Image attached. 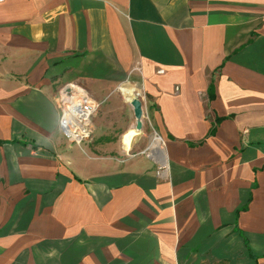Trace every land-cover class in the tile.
<instances>
[{
    "label": "crops",
    "instance_id": "crops-1",
    "mask_svg": "<svg viewBox=\"0 0 264 264\" xmlns=\"http://www.w3.org/2000/svg\"><path fill=\"white\" fill-rule=\"evenodd\" d=\"M0 264H264V0L1 1Z\"/></svg>",
    "mask_w": 264,
    "mask_h": 264
},
{
    "label": "built area",
    "instance_id": "built-area-1",
    "mask_svg": "<svg viewBox=\"0 0 264 264\" xmlns=\"http://www.w3.org/2000/svg\"><path fill=\"white\" fill-rule=\"evenodd\" d=\"M157 72L163 73L164 70L158 69ZM120 89L126 88L120 87ZM135 96L140 100L144 99L139 91L133 94V97ZM56 102L59 108V127L65 138L75 144H82L89 140L92 136L91 118L96 112L97 102L84 88L75 83L60 87L56 93ZM143 152L146 156H151L150 146ZM163 169L164 166H160L157 173L161 174Z\"/></svg>",
    "mask_w": 264,
    "mask_h": 264
},
{
    "label": "water",
    "instance_id": "water-1",
    "mask_svg": "<svg viewBox=\"0 0 264 264\" xmlns=\"http://www.w3.org/2000/svg\"><path fill=\"white\" fill-rule=\"evenodd\" d=\"M130 106L133 109V114L135 118L134 128L137 132H142L143 128V104L142 101L138 97H133L130 101Z\"/></svg>",
    "mask_w": 264,
    "mask_h": 264
},
{
    "label": "bare ground",
    "instance_id": "bare-ground-1",
    "mask_svg": "<svg viewBox=\"0 0 264 264\" xmlns=\"http://www.w3.org/2000/svg\"><path fill=\"white\" fill-rule=\"evenodd\" d=\"M133 89V88H132ZM139 132L136 131V129L134 127H132L131 131L127 134L126 137L123 138V144L127 147H130V145L132 144L133 139L135 138L136 135H138ZM161 144L162 141L160 140V138L158 136H154L153 137V142H152V146L153 147H158L161 148ZM163 146V145H162ZM152 147V148H153ZM165 160V159H164Z\"/></svg>",
    "mask_w": 264,
    "mask_h": 264
},
{
    "label": "rangeland",
    "instance_id": "rangeland-1",
    "mask_svg": "<svg viewBox=\"0 0 264 264\" xmlns=\"http://www.w3.org/2000/svg\"><path fill=\"white\" fill-rule=\"evenodd\" d=\"M143 132H144V125H143V128H142V132H141L140 134H142ZM128 133H129V132H126V133L123 135V137H122V141H123V138L126 137ZM154 135H155L154 132H152V133H151V136L153 137ZM126 148H129V147L127 146Z\"/></svg>",
    "mask_w": 264,
    "mask_h": 264
}]
</instances>
